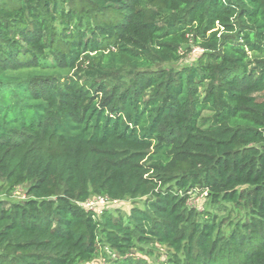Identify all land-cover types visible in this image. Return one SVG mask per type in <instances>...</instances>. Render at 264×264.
<instances>
[{
	"label": "trees",
	"instance_id": "1",
	"mask_svg": "<svg viewBox=\"0 0 264 264\" xmlns=\"http://www.w3.org/2000/svg\"><path fill=\"white\" fill-rule=\"evenodd\" d=\"M0 195V264H264V0H0Z\"/></svg>",
	"mask_w": 264,
	"mask_h": 264
},
{
	"label": "rangeland",
	"instance_id": "2",
	"mask_svg": "<svg viewBox=\"0 0 264 264\" xmlns=\"http://www.w3.org/2000/svg\"><path fill=\"white\" fill-rule=\"evenodd\" d=\"M200 50L197 47L192 48L191 52H189L183 59L166 64V67H172V68H180L186 65L191 64L197 57L198 52ZM1 196V195H0ZM24 197V189L22 187H19L15 189L10 196H7V198L12 200L22 199ZM89 208H93L96 212H98L102 207H107L110 210L114 211L115 209H119L122 212H128L132 205L135 206H141V201L139 199L135 201H130L128 199L125 200H117V201H108L105 203H101L98 196H91L88 200ZM187 204L189 207L195 209L197 212H204V211H210L215 213L218 217H226L231 220L236 219L237 217L243 216V212H237L234 209H232V206L230 204H227V209H218L214 205H212L208 197L205 195V193H191L189 195ZM229 210V211H228ZM228 227L225 226L224 229H227ZM152 256H144V258L147 260L148 264H158L160 262H164L167 259V250L164 246H157L155 248V251ZM136 256H143L141 253H136Z\"/></svg>",
	"mask_w": 264,
	"mask_h": 264
},
{
	"label": "built area",
	"instance_id": "3",
	"mask_svg": "<svg viewBox=\"0 0 264 264\" xmlns=\"http://www.w3.org/2000/svg\"><path fill=\"white\" fill-rule=\"evenodd\" d=\"M99 199H100V202H101V203L108 202V200L105 199V198L99 197ZM88 205H89V203H88V201H87V202L85 203V206H86V207H89ZM104 207H105V206H104ZM92 209H93V208H92Z\"/></svg>",
	"mask_w": 264,
	"mask_h": 264
}]
</instances>
